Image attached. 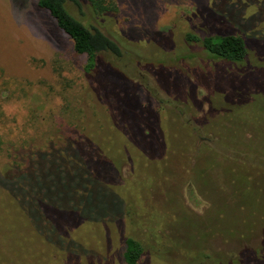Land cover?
<instances>
[{
  "label": "rangeland",
  "instance_id": "rangeland-1",
  "mask_svg": "<svg viewBox=\"0 0 264 264\" xmlns=\"http://www.w3.org/2000/svg\"><path fill=\"white\" fill-rule=\"evenodd\" d=\"M80 1L70 15L122 51L89 74L37 0H0V264H126L127 238L137 264H264V0H114L108 18ZM188 32L249 57L211 59ZM178 122L214 123L220 155L197 158L201 125L177 151Z\"/></svg>",
  "mask_w": 264,
  "mask_h": 264
},
{
  "label": "trees",
  "instance_id": "trees-1",
  "mask_svg": "<svg viewBox=\"0 0 264 264\" xmlns=\"http://www.w3.org/2000/svg\"><path fill=\"white\" fill-rule=\"evenodd\" d=\"M88 5L90 6V10L93 15L97 17H107L112 16L118 12L117 4L114 0H85ZM81 1L80 0H37V6L46 11L49 16L55 21L57 28L62 31L72 42L73 50L78 55H84L86 57V64L84 66V72L86 74L92 73L94 70H98L97 63H98V56L103 53L111 54L117 58L122 56V51L120 48V43L115 40V38H111L106 33H104L101 29L93 27V26H85L79 20L75 19L73 16L70 15L68 12L66 5L68 3L72 4L75 8H81ZM105 19V18H104ZM185 41L187 44L193 48L196 45H200V48L204 53L211 57L214 60H221L235 65H241L245 63L247 58L249 57V49L244 41V39L238 35L227 34V35H214V36H203L200 37L197 34L193 33H186L185 34ZM196 49V48H195ZM190 58L193 56H189ZM184 80L188 83L189 86L190 82L184 77ZM169 119H176V116L169 110L168 111ZM180 120V119H179ZM181 121V120H180ZM177 122V121H176ZM179 126L185 129L184 137L178 142L180 143V147H176L177 151L181 150H190V147L199 146L198 139L194 135L195 130L199 127L198 125L202 126L201 132L204 133L203 139L200 143V148L198 149L197 158L199 154L203 152H209L207 154L208 157H216L220 155L219 153L215 152L213 148H210L209 145L212 143L207 135H213L216 138V133L214 129L217 127L214 123H205V124H194V128L191 127L189 123L178 122ZM193 133V134H192ZM195 136V137H194ZM206 138V139H205ZM82 139L76 138L68 142L63 149H66L70 145L72 147H76L78 143H80ZM217 143L223 148L224 142L221 139H217ZM63 149L57 150L58 152L63 151ZM227 149V148H226ZM49 149L48 151H50ZM52 151V150H51ZM42 153V152H38ZM238 154H242L237 152ZM214 154V155H213ZM220 157V158H219ZM196 158V161H197ZM217 158V157H216ZM219 159L222 161L224 160L225 163L230 162V160L226 159L224 156H218ZM237 164L242 167V163L236 160ZM24 165L20 168V173L23 170L29 167L27 162V157L24 155L23 158ZM244 169V168H243ZM256 174H259L255 172ZM246 174V173H245ZM252 176L251 173H249ZM248 174V175H249ZM236 177L233 181V190L237 191L235 196L238 194V190L234 188V186L238 183ZM250 179V178H249ZM251 183L253 181H250ZM249 182V183H250ZM13 183L11 180H4L0 176V188L5 187L9 194L11 193L8 184ZM236 187V186H235ZM17 198V197H16ZM12 198H10V203ZM29 238V236H28ZM143 255V247L141 243L133 238H127L125 240V251L123 254V259L126 264H137Z\"/></svg>",
  "mask_w": 264,
  "mask_h": 264
}]
</instances>
